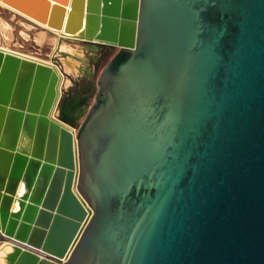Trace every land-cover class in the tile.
<instances>
[{"label": "water", "instance_id": "obj_1", "mask_svg": "<svg viewBox=\"0 0 264 264\" xmlns=\"http://www.w3.org/2000/svg\"><path fill=\"white\" fill-rule=\"evenodd\" d=\"M0 2L112 48L78 129L63 74L0 48L8 264H264V0Z\"/></svg>", "mask_w": 264, "mask_h": 264}, {"label": "crops", "instance_id": "obj_2", "mask_svg": "<svg viewBox=\"0 0 264 264\" xmlns=\"http://www.w3.org/2000/svg\"><path fill=\"white\" fill-rule=\"evenodd\" d=\"M10 11V14L12 15L11 21H13L15 24L20 25V23H23L22 20L25 19L22 15L17 14L16 12ZM22 19V20H20ZM6 21V20H5ZM27 27L22 29L20 31L21 35L20 37L22 39H26L23 35L24 33L27 35V39H30L34 42H44L47 43L48 47L51 46L53 48V51H47L45 53H36V52H27V54L33 55L38 59L44 60L43 62L50 63L57 67V69L63 74L64 78V88H65V96H68L70 98V101L66 102V108H70V117L72 118V122L77 127L79 123L81 122L84 113L86 112L87 108V100L89 97H91L94 93V90L96 88L95 83V70L93 68H89L88 65H82L84 70L82 72L77 73V75H73L72 73L65 71L63 68V64L60 60V58H55V53H58L59 55H63L62 52H59V42L57 41L55 44V47H53V44L51 43V40H49L48 36L46 35L49 31L48 30H41L37 25H35L32 22H29L27 20ZM40 31V32H39ZM51 33V32H50ZM48 39V40H47ZM37 40V41H36ZM80 41L81 45H85L83 53H87V56L95 57L94 60L97 63L100 59L102 50L104 46H99L93 43H90L88 41H84L81 39H78ZM89 45H94L95 50H91L88 48ZM0 48L12 50L8 47H5L3 45H0ZM15 50V49H13ZM25 54V53H24ZM84 58L86 59V56L84 55ZM63 67V68H62ZM63 84V82H62ZM82 114V116H80Z\"/></svg>", "mask_w": 264, "mask_h": 264}, {"label": "rangeland", "instance_id": "obj_3", "mask_svg": "<svg viewBox=\"0 0 264 264\" xmlns=\"http://www.w3.org/2000/svg\"><path fill=\"white\" fill-rule=\"evenodd\" d=\"M0 18L6 20L8 23H9V27H7V29L5 31H3L2 33L0 32V45H3L5 47H8L10 49H15L13 51H17V52H21V53H27V52H36V53H45L47 51H50L52 52L53 51V48H51V46L48 47L47 43H44V42H34L30 39H27L29 37L23 35L26 39H22L20 37L21 33L20 31L24 28L27 29V20L25 19H20L22 20L23 23H20V25H17L15 24L13 21H11V18H12V15L10 14V11L5 8V7H1L0 6ZM29 28V26H28ZM9 29V31H8ZM9 33V34H8ZM7 35L9 37H7ZM48 36V38H50L49 40H51V42L53 41V43L59 41V44L62 42V41H65L67 42L69 45H72L74 46L75 48H82L83 51H84V48L86 47L85 45H81L80 44V41L78 40V38H56L54 36L53 33H50L48 32L46 34ZM6 38V39H5ZM9 38V40H8ZM8 40V41H7ZM53 47H55V44H53ZM88 48H90L92 51L95 50V49H92L90 47V45L88 46ZM79 55L81 56H86V62L85 64L89 66V68H93L95 70V65L97 64L94 60L95 57H92V56H87V53H83L82 51L79 52ZM63 55H59L58 53H55V58H60L61 60V57ZM83 64V66L85 65ZM82 65L81 67L84 68ZM84 70V69H83ZM83 70H81L80 72H82ZM79 73V72H78ZM74 75H77V74H74ZM97 89V85H96V88L94 90V93ZM94 93L91 97L88 98L87 100V108L92 104L93 102V97H94ZM81 122L79 123V125L77 126V129L78 127L80 126ZM76 129V131H77ZM3 240L2 238H0V241Z\"/></svg>", "mask_w": 264, "mask_h": 264}, {"label": "bare ground", "instance_id": "obj_4", "mask_svg": "<svg viewBox=\"0 0 264 264\" xmlns=\"http://www.w3.org/2000/svg\"><path fill=\"white\" fill-rule=\"evenodd\" d=\"M0 6L7 8L6 5L3 4V3H1V2H0ZM11 11H13V10H11ZM13 12H16V11H13ZM16 13L22 15L25 18V20H28L29 22H32L35 25H37L39 28H41V30H44L45 29V30H48L49 32L53 33L56 38H60V37H62V38H75V37H72V36L64 35L63 32H62V30H53L51 28H48L47 26H45L43 24H40L39 22H36L35 20H32L29 17H26V15L23 14L22 12H16ZM9 26L10 25H9V23L7 21H5L4 19L0 18V32L1 33L3 31H5L7 29V27H9ZM8 31H9V29H8ZM5 32H7V31H5ZM24 35L27 36L25 33H24ZM7 37H9V36L7 35ZM8 40H9V38H8ZM54 44H56V42ZM58 48H59V52H62L63 53V56L61 57V62L63 64V66H64V68L63 67L62 68L65 71H68V72H70V73H72L74 75V74H77L78 72H80L81 70H83V68L81 67V65L85 64L86 59L84 58V56L79 55V52L83 51L82 48L81 49L78 48V47L75 48L74 46L69 45L65 41H62L59 44V47ZM1 49H3V48H1ZM3 50L11 51V52L17 53L19 55L32 58V59L37 60V61H41V62L44 61V60H41V59L36 58L33 55L27 54V53L24 54V53H21V52H17V51H13V50H8V49H3ZM48 64H50V63H48ZM63 85H64V81H63ZM19 141H20V144H23L24 146H28V144H29V138L27 136H21L20 139H19ZM12 250H13V245H12V243L10 241H5V240H1L0 241V264H8V262L6 260V256Z\"/></svg>", "mask_w": 264, "mask_h": 264}, {"label": "flooded vegetation", "instance_id": "obj_5", "mask_svg": "<svg viewBox=\"0 0 264 264\" xmlns=\"http://www.w3.org/2000/svg\"><path fill=\"white\" fill-rule=\"evenodd\" d=\"M90 47L92 48V49H95V46L94 45H90ZM107 50H109V49H112L111 47H108V46H104ZM67 101H70V98H68V96H65V103L67 102Z\"/></svg>", "mask_w": 264, "mask_h": 264}]
</instances>
